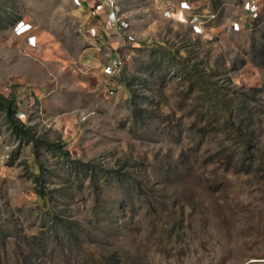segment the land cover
<instances>
[{
    "label": "rangeland",
    "instance_id": "rangeland-1",
    "mask_svg": "<svg viewBox=\"0 0 264 264\" xmlns=\"http://www.w3.org/2000/svg\"><path fill=\"white\" fill-rule=\"evenodd\" d=\"M246 1L119 0L117 29L73 0H0V264H264V0ZM185 64L255 156L204 165L225 116Z\"/></svg>",
    "mask_w": 264,
    "mask_h": 264
},
{
    "label": "trees",
    "instance_id": "trees-1",
    "mask_svg": "<svg viewBox=\"0 0 264 264\" xmlns=\"http://www.w3.org/2000/svg\"><path fill=\"white\" fill-rule=\"evenodd\" d=\"M37 38V37H36ZM185 71L188 74V78L191 80H196L197 82V87H199V92H204L205 93V101H208V103L210 104L211 108H212V115L215 118H218L219 120L222 119L220 118L221 116H225L224 119H222L223 122V126L221 129L218 130L219 133L223 134L222 137V142L220 143V148L218 149L219 151L217 152V155L215 157H212V155H209L206 159L209 160L208 162H204L206 166H211V165H215V166H226V171L229 170V167L233 164H235V162L237 160H239V157L237 155L239 154H245V156H247V154H249V156H255L253 155V153H249V148L252 144L251 142V136L248 133V126L245 124L246 120L245 118L243 119L244 121H239L237 122L236 118L233 117V114L235 113V105L234 102H229V105H221L220 101H219V97L218 95L214 94L211 92V89H208V85L206 84V82H204V74L200 71H196L194 69V66L191 64H185ZM234 100V99H233ZM0 106L4 109L7 110V112L10 114L12 111V108L15 106V101L13 98H0ZM205 106V105H204ZM202 113H200L201 115L204 114L205 110L203 108V106H201ZM141 112L143 114L145 113H154L155 109H139V117L142 115ZM10 125L13 129V132L15 134H20L21 132H25L21 127H19L16 122H14L12 119L10 121ZM234 147H240L239 149H241L242 147L244 148V151L238 152L237 150L235 151L232 150V148ZM66 154L70 155L71 154L69 152H67ZM237 157V159H236ZM211 158H215V159H211ZM127 162V161H126ZM38 169L39 171H42V166L38 165ZM174 171H178V167H174L173 168ZM260 172H262L264 174V164L261 165V167L259 168ZM95 174V171H94ZM37 177L33 179L34 181V190L35 193L37 195V198L39 200H41L43 203H46L48 201V190L46 189V187L44 186L43 182H42V178L40 177L39 173L36 174ZM95 176V175H94ZM106 177V173L101 175V178L104 179ZM135 178V177H134ZM94 177L92 179L93 183H94ZM181 221L182 220H178L175 219L174 222L172 223V221L167 222L164 224V226H169V230L176 232L178 229V226L180 227L181 225ZM118 260L115 259L113 260V262L111 264H118ZM97 264V263H95Z\"/></svg>",
    "mask_w": 264,
    "mask_h": 264
},
{
    "label": "built area",
    "instance_id": "built-area-1",
    "mask_svg": "<svg viewBox=\"0 0 264 264\" xmlns=\"http://www.w3.org/2000/svg\"><path fill=\"white\" fill-rule=\"evenodd\" d=\"M73 3L76 6L89 7L92 13L97 16H100V14L103 13L105 15V21L117 29L126 28L129 24L127 18L124 17L123 11L120 8L119 0H73ZM185 4L188 7L186 2H182L181 6L184 7ZM245 6L250 15H257L260 3L259 0H247L245 2ZM173 13L174 12L170 9H166L167 15H172ZM33 28L34 27L29 23L20 21L16 26L15 32L18 35L27 33L29 40L32 42L36 41ZM106 68L111 70V67L109 66Z\"/></svg>",
    "mask_w": 264,
    "mask_h": 264
}]
</instances>
